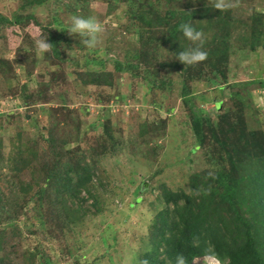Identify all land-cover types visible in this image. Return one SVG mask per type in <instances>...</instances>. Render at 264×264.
Masks as SVG:
<instances>
[{"label": "rangeland", "instance_id": "1", "mask_svg": "<svg viewBox=\"0 0 264 264\" xmlns=\"http://www.w3.org/2000/svg\"><path fill=\"white\" fill-rule=\"evenodd\" d=\"M27 1L32 3L20 11ZM148 1L89 0L82 6L77 0H0V15L7 19L15 12L33 17L0 32V264H144L153 251L167 262L165 243L153 244L163 225L158 216L167 207L163 190H183L207 212L223 209L215 178L230 172L237 179L233 163L245 162L228 155L208 160V151L226 146L216 143L210 129L223 136L224 126L232 125L229 141L264 149V0H223L219 10V0ZM202 11L222 25L206 31L204 42L219 35L227 54L214 67L208 59L187 65L197 79L185 82L173 70L174 54L168 47L153 53L142 27L164 19L169 24L161 29L167 32L182 21L206 26L207 19L198 17ZM72 15L102 23L96 49L81 48L80 39L67 32ZM42 38L57 43L60 57L52 49L36 54L35 42ZM74 48L72 58L66 49ZM116 62L131 68L118 73ZM105 72L113 75L111 85L91 83ZM193 111L212 126L203 128L202 148ZM18 146L39 151L40 159L28 154L33 162L17 168L11 159ZM84 160L96 165L93 197L82 191L71 199L50 177ZM197 173L202 176L195 187L191 178ZM207 181L209 188L198 189ZM72 204L84 215L70 212ZM245 205H252L253 220L264 226L256 201ZM41 212L44 223L37 217ZM215 220L228 228L239 223L224 212ZM241 236L237 242L246 241Z\"/></svg>", "mask_w": 264, "mask_h": 264}, {"label": "trees", "instance_id": "2", "mask_svg": "<svg viewBox=\"0 0 264 264\" xmlns=\"http://www.w3.org/2000/svg\"><path fill=\"white\" fill-rule=\"evenodd\" d=\"M77 2L82 6H85V3L89 2V0H77ZM31 3L32 1L29 3L27 1V5L20 6L19 10L24 12V9L29 6L28 4ZM148 3V0H144V6L149 5ZM84 8L86 11L88 6L87 8ZM148 8H146L142 13L144 15L143 17L146 16L145 13L148 12ZM26 12H28L27 9ZM212 15L213 14L206 11H202V13H199L198 17L201 19L203 18V21L207 19L206 26H194L204 33L210 29L217 31V27L222 30L221 22L217 20L218 17ZM30 20H33V17L29 12L26 15L20 12H15L13 19L11 20L7 19L3 15H0V32L6 26L21 28L24 23L30 22ZM183 22L184 21H182L181 24ZM184 23H186V21ZM168 24V19L159 21L158 26L153 21H147L143 23L142 28L144 30L142 31L141 35L146 41L148 40L147 42L152 41L151 51L153 53L157 52L156 49H164L165 47H168L167 49H169L171 53L175 54L182 50L181 45L184 48L195 46L191 45L186 39L183 38L181 32L179 31L180 25L170 26V28H168V32L161 29L163 26L167 27ZM151 26L152 31L154 30L155 33H152V31L149 32V27ZM156 33L159 35H155ZM160 34H165V36L163 37V35ZM156 36L160 37L157 39ZM148 37L150 39H148ZM219 37V35L217 38L216 36L213 37L210 43L203 41V50L207 53L206 59L210 61L208 64H211L212 67L219 64L218 60L216 62H214V60L220 58L224 61L227 54V50H222V45L219 44ZM49 43L52 45L51 49L53 50L52 52L55 54V56L60 57L57 43L53 39H51ZM174 62L175 63L172 65L173 70H175L185 82L197 79V76L191 72V67L190 71L186 72V69L189 67H186V65L182 64L178 60H175ZM3 68H5V66H3ZM130 68L131 66H124L121 62H116L114 67L115 71L118 73L127 71ZM1 69L2 65H0V70ZM186 74L188 77H185ZM112 77L113 75L111 73L105 72L98 74L96 77L97 80L91 81V83L101 84L102 82H106L107 84L111 85L112 81L109 79ZM163 84L162 86H164ZM184 90L187 91L186 86H184ZM219 106L220 104H217V107ZM199 113V111L192 112V121L194 127L193 129L197 139V145L202 148L204 147L203 143L205 141V133L203 128L212 126L208 125L207 121ZM197 114L199 115L196 117ZM222 122L225 123V121ZM210 130L216 131L213 133V137L216 138V143L226 146L224 148L217 146L214 147V149L212 148V151H208L210 152L207 153L209 155L208 160H215L220 155H228L233 161H239V158L245 159V162H238L240 164L233 163V166L235 167L233 172L235 175H237V179H234L233 177L235 176H231L230 172L226 173L224 176H217L215 178L216 184H219L217 188L219 187L221 191V196L219 199L221 203L224 204V207L223 209H221V206L215 207L214 209L207 212L205 208L202 209L195 206L194 199L185 195L183 190H180L179 192H171L166 189L163 190L161 195L167 207L166 210L160 213L158 216L160 224L163 225L162 229L157 231L155 239L153 240V244L156 247H161L159 246L161 242L165 243V246L167 247L166 257L168 258V261L161 262L158 259L159 256L157 255L156 251H153L151 256L146 255L147 258L143 260L144 264H174L175 257L178 254H183L185 257H187L189 264H191L192 258L202 257L205 247L209 245L214 248L221 264H224L225 261L227 264H264V239L258 241L255 239V237L257 238L259 235L264 237V232L260 230V228L264 226L257 224V222L253 220L254 216L252 218L250 213V207L252 205H245V203L248 202V199L249 201L254 199L258 205V208L256 209L260 210L264 216V149L252 148L250 150V147L247 148V144L240 148V146L236 144V141H229L228 135L234 131V126L232 125L224 126V128L221 130L225 132V134L223 133V136L221 133L219 134L215 128ZM223 138L227 139L222 141ZM217 149L218 151L215 152ZM53 151L56 152L55 149H53ZM194 152L195 151H193V153ZM14 154H16V156L13 157L15 160L11 159V162L15 163L17 161V168H19V166L25 167L29 164V162L32 163L33 161L40 159L39 151L33 152L30 149L28 150L26 147L22 146H18ZM28 154L32 156L33 161L30 160ZM238 155H242V157ZM95 167L96 165L92 166L89 163H86V160H84L83 162H79L69 167L67 172L62 174V176L60 175V172H53L52 178L50 177V179H53L54 183L48 178L47 180L50 182L51 186L53 183L55 189H57L59 192L68 194L71 199L78 197L82 191L87 193L86 197L89 199L90 197H93L92 190L90 189H92L93 179L95 178L97 172ZM237 167H242V169L237 171ZM240 171L243 173L239 175L238 172ZM198 176H202V174L199 175L197 173L191 178V180L194 181L193 185L195 187H197V182H199ZM208 182L209 181L199 185L198 189H207ZM58 186H61V189L56 188ZM83 200L84 199H81L80 201ZM225 205L227 211H223L225 210ZM169 206H173V210L170 211ZM240 207L245 208L241 211ZM79 210L80 207H76L74 204H72L69 209L70 212L82 216V214L79 213ZM80 211L83 212L82 210ZM222 211L224 214L229 213L234 216L239 223H237L232 228H228L222 224V227L219 226L220 222L216 221L215 217L218 218L219 214L223 213ZM241 213H243L244 216ZM43 214L44 213L41 212L37 216L39 219H42L41 223H44ZM241 228L244 229L242 230ZM168 233L172 235V237L169 239L166 238ZM240 233L242 235L241 239L246 238V241L237 242L238 240L235 238V236ZM148 259L150 261H148Z\"/></svg>", "mask_w": 264, "mask_h": 264}, {"label": "clouds", "instance_id": "3", "mask_svg": "<svg viewBox=\"0 0 264 264\" xmlns=\"http://www.w3.org/2000/svg\"><path fill=\"white\" fill-rule=\"evenodd\" d=\"M224 7L223 0H219L215 4L216 9ZM257 11H260L257 9ZM184 39L190 41L194 47L184 48L181 45V51L174 54V58L184 65H195L203 62L207 58V53L203 50V41L205 34L203 31L198 30L193 22L182 23L179 26ZM67 32L80 39L81 48L87 50H94L101 44V34L103 32L102 23L94 16H80L72 15ZM52 45L47 42V39H39L35 42V52L37 55H45L50 52ZM76 48L67 50V54L74 58ZM203 260L204 264H221L215 250L212 246H207L204 249L202 257H194L191 264H198L199 260ZM174 264H189L188 258L183 254H178L175 257ZM224 264H227L225 261Z\"/></svg>", "mask_w": 264, "mask_h": 264}]
</instances>
